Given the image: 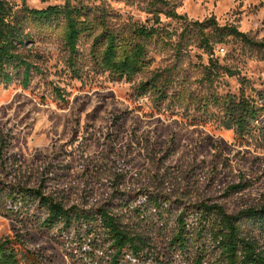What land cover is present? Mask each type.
Wrapping results in <instances>:
<instances>
[{
  "label": "rangeland",
  "instance_id": "374dc122",
  "mask_svg": "<svg viewBox=\"0 0 264 264\" xmlns=\"http://www.w3.org/2000/svg\"><path fill=\"white\" fill-rule=\"evenodd\" d=\"M8 1L14 11L63 4ZM167 1L188 21L214 18L264 43V0ZM107 10L120 25H152L138 3L108 1ZM161 25L175 31L168 40L174 44L180 24L161 17ZM26 32L32 39L22 54L41 74L25 90L0 84V193L6 190L0 194V243H11L14 253L30 251L44 264H112L113 258L101 234L59 236L43 228L28 196L16 203L20 192L117 217L142 242L139 260L121 264H187L200 243L197 207L217 205L235 215L264 199L260 51L230 39L214 46L211 56L193 47L176 61L169 48L151 46L148 67L125 80L94 63L91 40L81 42L70 65L61 29ZM229 99L234 105L246 100L261 113L245 133L228 120L234 113ZM181 223L184 254L175 242Z\"/></svg>",
  "mask_w": 264,
  "mask_h": 264
},
{
  "label": "trees",
  "instance_id": "16d2710c",
  "mask_svg": "<svg viewBox=\"0 0 264 264\" xmlns=\"http://www.w3.org/2000/svg\"><path fill=\"white\" fill-rule=\"evenodd\" d=\"M108 1L138 3L151 17L152 25H120L118 21H112L116 15L107 10ZM14 8L10 1L0 0V84L6 87L17 83L23 90L28 89L33 75L41 74L22 54L26 42L32 39V33L26 32L30 27L35 32L61 29L62 46L69 55L70 65L76 61L81 42L91 40L90 55L94 63L100 70L125 80L133 79L148 67V50L151 46L163 50L169 48L178 61L188 48L200 49L211 56L214 46L225 45L233 39L264 55V43L253 41L236 27L220 26L214 18L200 23L188 21L185 16L178 15L175 6L167 0H63L60 6H49L42 10L24 6L14 11ZM161 17L180 24L181 29L174 44L168 40L176 33L161 25ZM160 88L154 89L163 98ZM56 97L60 102H65L60 93ZM227 104H232L234 110L232 115H228V120L234 123L239 133H245L246 127L256 122L261 114L246 100L234 105V101L229 99ZM0 194H6V190ZM27 196L41 212L43 228L55 230L59 236L76 231L88 236L101 234L113 249L112 264H121L129 258L139 260L142 242L123 229L118 218L106 210L89 213L75 208L65 209L39 192L35 195L20 192L16 203L24 202ZM152 205L159 206L155 200ZM197 209L199 225L196 232L200 243L196 254L187 264H264V199L257 206L235 215L228 214L217 205ZM190 215L193 217L192 212ZM179 227L175 242L180 248L178 252L184 254L186 245L182 232L187 231L184 228L186 224L181 223ZM21 258L27 264H44L30 251L19 256L14 253L11 243H0V264H18Z\"/></svg>",
  "mask_w": 264,
  "mask_h": 264
}]
</instances>
